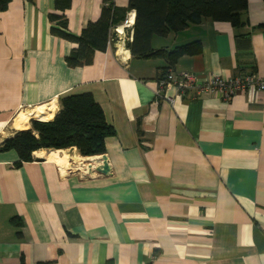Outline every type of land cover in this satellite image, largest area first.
<instances>
[{
	"label": "crops",
	"instance_id": "obj_1",
	"mask_svg": "<svg viewBox=\"0 0 264 264\" xmlns=\"http://www.w3.org/2000/svg\"><path fill=\"white\" fill-rule=\"evenodd\" d=\"M109 1L128 5L71 0L69 32L79 36ZM52 13L54 0H10L0 11V146L24 129L21 115L44 110L51 121L62 98L81 94L115 135L102 156L41 150L19 164L0 152V264H264V93L158 98L168 64L131 56L132 11L104 52L69 67L75 46L50 33ZM243 21L207 19L151 46L200 44L170 69L178 74L262 77L264 0H247ZM103 156L107 175L96 171Z\"/></svg>",
	"mask_w": 264,
	"mask_h": 264
},
{
	"label": "trees",
	"instance_id": "obj_2",
	"mask_svg": "<svg viewBox=\"0 0 264 264\" xmlns=\"http://www.w3.org/2000/svg\"><path fill=\"white\" fill-rule=\"evenodd\" d=\"M10 0H0L4 11ZM71 0H54V13L49 15L50 33L74 44L66 57L69 67L91 63L95 52H104L110 41L111 30L122 24L129 12H134L132 41L127 47L133 58H163L170 70L185 55L200 53L197 42L177 47L172 51L156 50L152 39L177 33L204 20L229 22L233 27L244 24L247 0H128L126 8L112 1L103 5L99 18L89 22L79 36L68 30L65 12ZM60 110L48 122L32 121L27 130L16 131L0 146V152L14 151L18 163L31 162L33 153L41 150H68L75 148L82 157L102 156L106 153V139L115 135L100 106L90 94L72 95L60 100Z\"/></svg>",
	"mask_w": 264,
	"mask_h": 264
},
{
	"label": "built area",
	"instance_id": "obj_3",
	"mask_svg": "<svg viewBox=\"0 0 264 264\" xmlns=\"http://www.w3.org/2000/svg\"><path fill=\"white\" fill-rule=\"evenodd\" d=\"M167 89H173L177 95L183 96L187 92L193 91L196 97L214 95L227 101L234 95L243 93L249 89L264 93V76L260 77L256 74L250 73L238 74L229 79H223L214 75L200 79L189 72L178 74L169 70L159 81L156 95L158 98L162 97V100L173 105L175 101L174 97L164 94ZM157 104V100L153 102L155 107Z\"/></svg>",
	"mask_w": 264,
	"mask_h": 264
},
{
	"label": "rangeland",
	"instance_id": "obj_4",
	"mask_svg": "<svg viewBox=\"0 0 264 264\" xmlns=\"http://www.w3.org/2000/svg\"><path fill=\"white\" fill-rule=\"evenodd\" d=\"M60 101H59V110H60ZM53 113H56V110H54ZM22 117H24L23 115H21ZM21 118V117H20ZM24 120V119H23ZM32 121H36V122H41V123H45V122H48V121H41V118L40 117H37L34 115L30 116L27 118L26 122L21 124V126H24V129H18L17 131H23V130H27L31 127V122ZM16 132V131H15Z\"/></svg>",
	"mask_w": 264,
	"mask_h": 264
},
{
	"label": "bare ground",
	"instance_id": "obj_5",
	"mask_svg": "<svg viewBox=\"0 0 264 264\" xmlns=\"http://www.w3.org/2000/svg\"><path fill=\"white\" fill-rule=\"evenodd\" d=\"M42 111H44V110H41L40 112H39V115L37 116V117H40L41 118V121H49L51 118H52V114L51 113H49L48 115H46V114H44ZM45 112V111H44ZM51 112V111H50ZM48 113V112H47ZM21 117V118H20ZM19 118H18V120L16 121V127L17 128H23L24 126H21V124H23L24 123V117H22V116H20Z\"/></svg>",
	"mask_w": 264,
	"mask_h": 264
},
{
	"label": "water",
	"instance_id": "obj_6",
	"mask_svg": "<svg viewBox=\"0 0 264 264\" xmlns=\"http://www.w3.org/2000/svg\"><path fill=\"white\" fill-rule=\"evenodd\" d=\"M109 167L107 163L106 157H102L100 166L96 169V171L100 174L107 175L109 172Z\"/></svg>",
	"mask_w": 264,
	"mask_h": 264
}]
</instances>
